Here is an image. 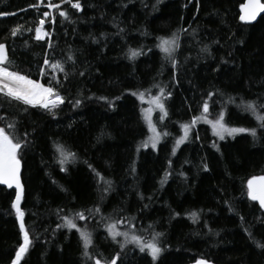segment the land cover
Here are the masks:
<instances>
[{"label": "trees", "instance_id": "trees-1", "mask_svg": "<svg viewBox=\"0 0 264 264\" xmlns=\"http://www.w3.org/2000/svg\"><path fill=\"white\" fill-rule=\"evenodd\" d=\"M79 2L82 11L61 5L69 19L57 9L54 25L45 19L48 48L49 37L34 38L46 10L32 7L36 0H0V13H9L0 17V42L12 62L6 66L46 86L55 75L62 86H54L64 96L53 116L0 94V127L26 142L21 209L31 244L19 264H95L98 258L103 264L118 252L117 264H264V248L254 242L264 244V212L247 190L249 179L264 176V129L243 111L248 102L264 103V15L252 25L242 23L245 0ZM173 33L179 34L175 68L157 47L160 37ZM129 49L140 55L130 58ZM45 57L60 61L68 78L45 66ZM40 68L48 75H39ZM156 84L171 92L161 125L168 135L157 150L142 149L149 130L141 99L131 93L146 96L157 91ZM209 93L215 95L209 99ZM204 101L209 119L226 107L229 127H255L257 137L237 133L219 140L199 121L173 154L184 134L181 125L200 116ZM8 122L15 128L8 129ZM58 144L76 154L74 162L59 163ZM14 199L15 191L0 186V264H12L24 242ZM79 212L87 219L76 218ZM64 217L92 234V259ZM117 220H123L120 229L131 225L130 232L146 241L162 233L158 260L131 243L121 252L107 232Z\"/></svg>", "mask_w": 264, "mask_h": 264}, {"label": "snow or ice", "instance_id": "snow-or-ice-1", "mask_svg": "<svg viewBox=\"0 0 264 264\" xmlns=\"http://www.w3.org/2000/svg\"><path fill=\"white\" fill-rule=\"evenodd\" d=\"M45 0H38L37 4L31 5L39 9L40 5H44ZM159 2V0H157ZM67 3L72 8L82 11V6L79 0H59V3H53L52 0H48L45 5L49 9H57L58 14L63 19H69V14L66 10H60L61 5ZM242 14L239 19L245 22L254 21L260 13H264V0H247V3L242 6L241 9ZM9 15V13H0V16ZM43 17L51 16L52 19L50 23H55V16L52 15L51 12L45 11L42 13ZM38 26L34 29V38L37 41H42L45 37H49L47 41L48 48L52 47V42L50 39L51 33L49 31L44 30L45 19H38ZM20 27L13 28L11 30V36L15 37L17 33L20 31ZM27 31L32 32L33 29L29 28ZM186 31V29H184ZM160 43L157 45L161 49L162 52L166 53L165 59L169 60L172 64V67H176L177 61L173 57V52L179 48V34L173 33L171 38H159ZM202 51H208L207 48L202 49ZM130 58H135L140 55L139 50L129 49ZM68 60L73 61V57L69 55L67 57ZM74 62V61H73ZM11 61L9 60L7 54L6 44L0 42V94H3L9 100H14L22 103L26 106L31 107H40L44 110L50 112L53 116H55L54 109L59 107V105L64 103V96H62L57 87L54 85H60L61 81L56 78L55 75L51 76V79L46 86L45 84L39 82V80L31 79L28 75H22L16 70H9V66L11 65ZM43 64L51 68L54 72L58 71L64 74V79L68 78V72L66 71L64 65L60 61L50 62L47 57L44 58ZM9 65V66H6ZM83 75V73H80ZM39 75L45 76L48 73L45 72L44 68L39 69ZM159 89V95L152 97L149 101L150 104L154 105L155 108L159 109L163 115L160 117L161 120L167 116V110L164 104V100L171 96V92H167L165 94V88L161 87L159 84L154 85ZM134 96H138L141 100L144 99V92H133L131 93ZM215 95V93H209V99L211 96ZM100 99H107L106 97H101ZM119 99V97H117ZM234 102V101H230ZM81 103L80 100L75 101V105H79ZM203 111L198 117H193L190 123L182 124L181 127L184 130V137H181L179 140L175 141L176 146H179L184 140L187 138L189 134V130L191 126H194L197 122L203 121L204 123L211 126L213 134L218 137L219 140H224L227 136H234L237 133H249L254 139L257 137V128H244V127H229L225 123V112L226 107H222V109L216 113L215 118L209 119V104L207 101H204L202 105ZM264 109V103H258L257 101L248 102L243 107V111L251 113L256 120L259 122L258 127L264 129V114L261 113V110ZM27 110L26 108L24 109ZM144 111V119L147 122L148 130L152 133L148 137V139L142 142L141 147H148L149 144L153 149L157 147L158 142L161 138V132L157 130L156 125L153 123L151 119V114L153 111L152 107L143 110ZM3 117H0V120H3ZM6 127L8 129H14L15 125L12 122H8ZM163 135H168L167 132H164ZM26 147V142L6 131L5 127H0V184L6 185L8 188H12L15 186L17 189L15 201L12 204V207L15 209L16 216L20 221L19 227L21 233H23V244L20 245L19 250L15 254V259L12 261V264H19L22 256L27 252L28 246L31 244V240L29 239V232L24 223V212L20 208V201L22 199L23 193V185L20 180V170H21V159L20 153L23 148ZM213 147H217L215 143H213ZM57 152H59L60 157H62L59 161L61 165H64L69 162H74L76 159V154L71 150L65 148V146L58 144L56 146ZM175 147L173 148V154H175ZM218 150V149H217ZM169 163H171L169 161ZM205 170H207V165L204 166ZM134 170V169H133ZM99 176V174H97ZM169 173H165L164 179L161 180V184L165 183L168 178ZM103 180V177H100ZM110 186L111 182L106 181ZM248 187V195L254 200L258 201L261 207H264V176L252 177L247 182ZM92 211V210H89ZM95 212H99L100 209H94ZM193 218L196 217V213H192ZM76 218L79 220H85L87 217L83 212H79L76 214ZM66 221V226L69 229H76L81 239L83 240L84 245V256L88 259H92L87 249L92 245V234L87 230L81 229L77 226L73 219H69L68 217H64ZM242 219V218H241ZM123 220H117L114 223H109L107 225V232L111 236L112 241L117 243L121 249V252L129 243L135 245L136 248L139 249L140 252H147L152 260L155 261L158 255L163 250L158 244V238L162 235V233H154L153 239L149 242H145L142 237L130 234L127 231H121L117 226L122 224ZM247 231V229H246ZM118 237H122L123 240H119ZM249 237L251 238V233H249ZM258 247L264 248V244H261L259 241H254ZM102 256V254H100ZM121 253L118 252L114 255L113 258H104L103 264H117V260L120 259ZM95 264H102L101 259H96ZM121 264L123 262L121 261ZM196 264H209L206 260H197Z\"/></svg>", "mask_w": 264, "mask_h": 264}, {"label": "rangeland", "instance_id": "rangeland-1", "mask_svg": "<svg viewBox=\"0 0 264 264\" xmlns=\"http://www.w3.org/2000/svg\"><path fill=\"white\" fill-rule=\"evenodd\" d=\"M0 17H1V16H0ZM42 18L45 19L43 16H42ZM47 24H48V23H47L46 20H45V24H44V26L46 27ZM44 30H45V29H44ZM156 90H157V91H154V92H152V93H147L146 96H144V99H143V100H140V101L142 102V112H143V116H144V111H143V110L148 109L149 107H152V108H153V111H152V114H151V119H152L153 123L156 125L157 130L161 132V138H160V141L158 142L157 147H156L155 149H153V148L151 147L150 144H149L148 147H141L142 149H153V150H157L159 144L162 142V140H163V138H164V135H163V133H162V127H161V125L164 123V121L166 120V117H167V116L164 117L163 120H161L160 117L163 115V113H161L159 109L155 108L154 105H152V104L149 103V101L152 99V97H154V96H158V95H159V89H156ZM165 94H166V93H165ZM164 104H165V100H164ZM146 124H147V122H146ZM209 126H210V125H209ZM210 128H211V126H210ZM212 132H213V131H212ZM150 135H152V133L149 131V135H148V137H149ZM183 137H184V134H183ZM188 138H189V134H188L187 138L184 140V142H186ZM147 139H148V138H147ZM184 142H183V143H184ZM183 143H181L179 146H176V145H175V149L177 150V149H178ZM176 150H175V152H176ZM117 227L120 229V225H118ZM132 228H133V227H132L131 225H126L125 228L120 229V230H121V231H127V232H129L130 234H132V233L130 232V231L132 230ZM133 234H134V233H133ZM138 236H139V235H138ZM120 240H123V238H120ZM143 240H144V239H143ZM144 241H145V242H149V241H146V240H144ZM150 241H151V240H150ZM129 244H130V243H129ZM146 253H147V252H146ZM160 254H161V253H160ZM160 254L158 255V257H157L156 260H158V258L160 257Z\"/></svg>", "mask_w": 264, "mask_h": 264}, {"label": "water", "instance_id": "water-1", "mask_svg": "<svg viewBox=\"0 0 264 264\" xmlns=\"http://www.w3.org/2000/svg\"><path fill=\"white\" fill-rule=\"evenodd\" d=\"M247 3V0H245V2H244V4H246ZM243 4V5H244ZM242 5V6H243ZM242 6L240 7V15L242 14V12H241V9H242ZM264 15V13H260L258 16H257V18L254 20V21H251V22H245V21H241L242 23H244V24H247V25H252V24H254V23H256L262 16ZM22 170H23V167H22V163H21V170H20V180H21V183H22V185H23V181H22ZM258 177V176H257ZM0 186H2V187H4V188H6V189H8V190H13V191H15V196H16V191H17V189L15 188V186H13L12 188H8L6 185H2V184H0ZM247 189H248V187H247ZM23 197H24V185H23V193H22V199H21V201H20V208H22V202H23ZM250 198V197H249ZM251 199V198H250ZM252 200V199H251ZM14 201H15V199H14ZM253 202H256L258 205H259V207H260V209L264 212V207H261L260 206V204H259V202L258 201H254V200H252ZM20 263V262H19ZM192 264H196V263H192ZM209 264H212V263H209Z\"/></svg>", "mask_w": 264, "mask_h": 264}, {"label": "bare ground", "instance_id": "bare-ground-1", "mask_svg": "<svg viewBox=\"0 0 264 264\" xmlns=\"http://www.w3.org/2000/svg\"><path fill=\"white\" fill-rule=\"evenodd\" d=\"M37 3H38V1H37ZM46 3H44V5H40L39 6V8H43V9H45L46 11H49V12H51L52 13V15H53V11H54V9H49V8H47L46 6ZM45 12V11H44ZM45 19H48V18H50V19H52V17L51 16H49V17H44ZM152 93V92H151ZM196 263V262H195ZM210 263V262H209ZM192 264V263H191ZM213 264V263H212Z\"/></svg>", "mask_w": 264, "mask_h": 264}, {"label": "built area", "instance_id": "built-area-1", "mask_svg": "<svg viewBox=\"0 0 264 264\" xmlns=\"http://www.w3.org/2000/svg\"><path fill=\"white\" fill-rule=\"evenodd\" d=\"M38 1V0H37Z\"/></svg>", "mask_w": 264, "mask_h": 264}]
</instances>
